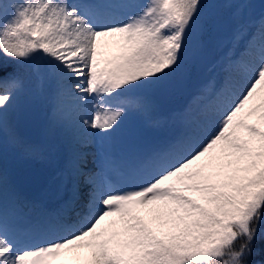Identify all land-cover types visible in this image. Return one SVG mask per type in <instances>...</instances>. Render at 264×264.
I'll list each match as a JSON object with an SVG mask.
<instances>
[{
    "label": "rangeland",
    "instance_id": "rangeland-1",
    "mask_svg": "<svg viewBox=\"0 0 264 264\" xmlns=\"http://www.w3.org/2000/svg\"><path fill=\"white\" fill-rule=\"evenodd\" d=\"M227 4L234 7L233 29L216 41L220 57L197 83L187 108L166 116L158 92L185 68L184 54H196L185 43L195 36L185 33L176 0H0V19L19 41L23 61L35 78L32 87L16 76L2 78L9 92L0 93V264H66L64 259L69 256L80 258L73 264H131L134 256L148 257L159 233H175L191 223L195 224L194 236L215 225L220 235L229 238L231 222L246 231L247 220L239 203L252 206L264 191V185L257 183L264 174V0H227ZM46 32L58 52L53 58L42 39ZM147 38L163 39L165 54L156 58L145 91L136 94L137 103L141 97L144 103L130 107L123 100L134 96L127 94V82L119 78L120 64ZM84 70L91 74L85 79ZM65 77L69 86L63 83ZM191 82L188 75L186 84ZM62 93L74 101L63 102ZM249 103L258 104L256 112H241ZM28 106L38 109L46 124L36 139L22 138L16 131L18 114ZM60 107L69 111L67 118L57 114ZM134 118L163 138L160 144L180 139L189 147V160L178 168L170 167L156 180L157 173L150 167L153 162L139 171L147 158L124 168L126 182H118L116 175L107 178L108 170L93 155L96 149L92 146L98 145L101 152L105 140L107 151L120 147L119 157L122 153L128 159L124 148L129 139L127 122ZM94 132L100 136L93 140ZM46 144L54 145L58 155L42 151ZM63 152L79 166L83 155L92 158L86 167L96 171L97 192L90 196L101 208L112 201V208L102 209L96 225L83 229L82 235L57 239L54 254L30 257L41 243L27 250L28 254L11 250L4 236L15 239L17 245L30 242V234L21 226L34 210L43 213L38 227L55 221L56 200L65 197L72 184L69 173L61 172ZM26 164L40 167L51 178V188L41 199H26L12 182L11 167L21 171ZM104 186L111 191L105 193ZM154 186L156 191L148 192ZM136 192L146 194L125 201ZM223 192L227 196L214 201ZM108 212L115 220L104 221ZM124 230L128 239L121 233ZM47 235L57 236L53 228ZM220 243L221 239L211 248ZM100 251L104 253L99 255Z\"/></svg>",
    "mask_w": 264,
    "mask_h": 264
},
{
    "label": "trees",
    "instance_id": "trees-1",
    "mask_svg": "<svg viewBox=\"0 0 264 264\" xmlns=\"http://www.w3.org/2000/svg\"><path fill=\"white\" fill-rule=\"evenodd\" d=\"M177 5L187 32L196 34L205 24L208 26V31L205 33L215 28L212 38L206 41L207 46L204 45L206 49L213 45L216 36L226 30L229 32L231 28L230 8L225 5V0H178ZM2 33L0 25V36ZM3 44V41H0V74L16 71L24 75L26 73L24 68L15 69L20 67L17 61L18 53H12L9 47ZM198 50H200L199 47ZM147 63L148 61H141L140 64L129 68V76L133 79L134 85H138L137 81H141L150 71ZM260 178V182L264 183V174ZM243 210L246 212L245 208ZM246 216L248 233H243L237 224L231 225L235 239L223 242L215 256L201 260V254L210 243L208 237H205L202 242L199 238L188 237L189 233L185 235L181 232L174 235L170 241L163 243L158 254L160 261L164 263L169 260L181 264H264V196L259 198L258 205L252 209V212L246 213ZM133 264L152 263L136 260Z\"/></svg>",
    "mask_w": 264,
    "mask_h": 264
},
{
    "label": "bare ground",
    "instance_id": "bare-ground-1",
    "mask_svg": "<svg viewBox=\"0 0 264 264\" xmlns=\"http://www.w3.org/2000/svg\"><path fill=\"white\" fill-rule=\"evenodd\" d=\"M84 72H85V74H84V76H83V73H81L80 74V76L78 77V79H77V83H76V85H79V81L82 79V76L84 77V79L86 78V77H88V76H90L91 74H90V72H89V70H84ZM140 101H141V103L140 104H138L137 102H138V98L137 99H135V102L138 104V105H142L143 103H144V101H143V99H142V97H141V99H140ZM256 105H258V104H256V103H249V104H246L245 105V107H244V109L241 111V112H243V113H248V111L249 112H256ZM252 108V109H251ZM59 145H61V143L59 144ZM179 148V147H178ZM161 151H158V154L157 155H159V154H161V155H164V156H167V155H169V154H173V153H175V151H170V149H169V145H163V147L160 149ZM178 151V150H177ZM179 154V153H178ZM92 162V160L87 156V155H84L83 157H82V164H83V166H86L87 164H88V162ZM73 163V160L71 159V156L70 155H68L67 153H62L61 154V162H60V164H61V169H62V173L63 174H65L66 173V171H65V167L66 166H69V165H71ZM165 167H167V166H165ZM83 169H77V170H73V171H71L70 173V180H73L74 182H77L78 183V181H79V179H80V172L82 171ZM159 175V174H158ZM56 184H57V182H56ZM94 187V184H93V182H89L87 185H84V186H80V188H81V190H82V192H81V194H85L86 192H88L90 189H92ZM51 188V179L49 178V185H48V189H50ZM74 196H75V191L74 190H72V192H70V193H68V195H67V197H66V201H68V202H70V203H72L73 201H74ZM132 199H130L129 200V202L131 201ZM63 209V208H62ZM59 214H61V212H59ZM58 214V216L60 217V215ZM62 215V214H61ZM112 218L113 220H115V217H114V215H113V213H110L109 215H107V216H105V219H104V221L107 219V218ZM122 234H124L125 236H124V238H128L129 237V235L127 234L128 233V231L127 230H124L123 232H121ZM134 235V234H133ZM35 243V241L34 242H32V244H34ZM98 247H96L95 249H97ZM67 249H69V245H67ZM63 251V250H62ZM104 252L103 251H100L99 252V255H101V254H103ZM78 261V262H80V258L79 257H66L65 259H64V262L66 263V264H73V262L74 261Z\"/></svg>",
    "mask_w": 264,
    "mask_h": 264
},
{
    "label": "water",
    "instance_id": "water-1",
    "mask_svg": "<svg viewBox=\"0 0 264 264\" xmlns=\"http://www.w3.org/2000/svg\"><path fill=\"white\" fill-rule=\"evenodd\" d=\"M19 129L22 134L34 136L41 129V124L38 122V117L33 110H24L22 112ZM45 187V183L43 185ZM25 189V188H24Z\"/></svg>",
    "mask_w": 264,
    "mask_h": 264
}]
</instances>
